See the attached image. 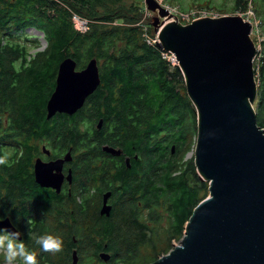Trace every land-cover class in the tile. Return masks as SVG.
I'll return each mask as SVG.
<instances>
[{
    "label": "trees",
    "instance_id": "trees-1",
    "mask_svg": "<svg viewBox=\"0 0 264 264\" xmlns=\"http://www.w3.org/2000/svg\"><path fill=\"white\" fill-rule=\"evenodd\" d=\"M123 1L0 0V87L15 91L13 100L17 109L20 106L16 100L21 99H26V107L37 109L46 102L37 86L41 82V71L37 69L43 67L42 74L54 79L57 64L65 58L76 61L78 68H84L92 58L97 60L102 88L99 94L87 100L86 109L112 112V123L118 125L113 138L123 140L130 155L138 154L139 160L133 166L142 164L143 171L141 182L134 187L129 185V189L139 190L142 198H138L136 192L130 195L131 204L123 211L124 218L112 227L109 242L101 241L97 245L107 244L113 251L111 264H136L131 260L138 255L140 246L156 248L148 236L154 228L148 223L157 221L156 209L161 206L167 215V248H160L161 251L153 252L138 263L146 264L167 254L173 248L172 241L179 242L192 210L208 196V184L197 175L193 160L184 159L195 145L197 119L185 91L183 75L145 35L147 33L138 25L140 19L136 11L122 6ZM233 1L234 12L245 15L253 8L260 18L263 37L253 66L257 83V99L253 106L257 124L264 129V0ZM74 16L86 20L85 32L75 29ZM113 23L117 24L111 25ZM28 29L40 33L46 42V48L35 53L31 61L27 60L30 55L25 46L29 39L25 37L22 43L16 39ZM17 59L28 66L25 72L18 74L24 76L23 83L13 89L12 63ZM52 87L53 84L51 90ZM1 99L4 98L0 96ZM10 106L0 102V110ZM187 133L190 142L179 149ZM7 173L8 169L2 167L1 217L9 210ZM172 180L177 182L171 183ZM139 200L142 206L138 208ZM121 213L117 211V215ZM142 214L144 217L140 218ZM94 228L93 225L85 228L82 223L81 235ZM92 233L103 234L99 230Z\"/></svg>",
    "mask_w": 264,
    "mask_h": 264
},
{
    "label": "water",
    "instance_id": "water-1",
    "mask_svg": "<svg viewBox=\"0 0 264 264\" xmlns=\"http://www.w3.org/2000/svg\"><path fill=\"white\" fill-rule=\"evenodd\" d=\"M145 5L157 13L152 24L156 46L173 55L195 108L193 165L208 184V196L192 210L178 244L150 264H264V129L253 110L252 26L241 16L202 18L183 26L168 21L173 15L154 0ZM76 66L70 57L58 65L48 118L56 112L74 114L99 86L95 58L80 71ZM102 151L121 155L107 146ZM35 172L39 183L47 181L38 165ZM109 196H103L101 215L110 214ZM0 227L18 232L7 218ZM99 259L110 257L102 253ZM72 260L76 264L75 252Z\"/></svg>",
    "mask_w": 264,
    "mask_h": 264
},
{
    "label": "flooded vegetation",
    "instance_id": "flooded-vegetation-1",
    "mask_svg": "<svg viewBox=\"0 0 264 264\" xmlns=\"http://www.w3.org/2000/svg\"><path fill=\"white\" fill-rule=\"evenodd\" d=\"M12 65L11 88L15 89L23 83L24 76L18 74L25 72L28 63L17 59ZM82 69L76 66L75 70ZM37 71H41V82L37 84L40 96L46 98L44 105L37 109L26 107V99L16 100L20 106L17 109L13 100L15 91L0 87V96L4 98L0 102L11 105L0 110V157L7 161L0 165V175L2 167L8 169L10 189L9 210L0 220L10 221L26 248L37 253L38 264H73L74 252L76 264L83 263L84 259L97 264L102 253L110 257L104 263L111 264L113 251L107 244L100 247L97 243L109 242L112 227L124 218L123 211L131 204L130 195L134 192L140 195L139 190L129 189V185L134 187L141 182L142 164L133 166L139 160L138 154L130 155L125 142L113 138L118 125L112 123V112L86 109L87 100L102 88L99 65L100 84L86 99L82 110L72 115L56 112L50 118L46 104L54 91L56 76L54 79L44 76L43 67ZM104 146L120 150L121 155L102 151ZM37 165L47 181L36 180ZM106 193L110 194L106 202L109 216L100 214ZM137 203L138 208L142 206L140 200ZM117 211L122 213L117 215ZM82 223L85 228L95 226L103 234L97 236L92 233L94 229H89L82 236ZM45 234L59 237L63 250L56 254L43 252L36 240Z\"/></svg>",
    "mask_w": 264,
    "mask_h": 264
},
{
    "label": "rangeland",
    "instance_id": "rangeland-1",
    "mask_svg": "<svg viewBox=\"0 0 264 264\" xmlns=\"http://www.w3.org/2000/svg\"><path fill=\"white\" fill-rule=\"evenodd\" d=\"M159 5L168 10L173 17L169 18L168 21H176L180 25H188L193 20L202 18V16L206 15L207 18H219L226 16H241L242 19L249 23L252 26V31L250 33V39L252 40L255 48L260 49V44L262 41L263 33L261 35V27H260V18L256 16L253 8H249L245 15L241 13H236L233 10L234 1L233 0H154ZM122 6L130 8L131 10H135L140 21L138 25L141 26L142 30L147 33L145 34L150 39L157 38V33L154 31L152 26L153 19L157 17V13L151 12L147 10L145 5V0H124ZM83 19V18H82ZM85 20V19H84ZM162 21V20H161ZM252 22V23H251ZM117 23H113L111 25H115ZM264 32V31H262ZM25 37L29 39L27 43H25L27 54L30 55L31 61L32 57L37 52H42L46 48V42L44 41L42 35L40 33L34 32V30H26L24 35L17 36L16 39L19 43L25 41ZM32 43V44H31ZM256 64V59L254 58L253 66ZM190 122V121H189ZM191 126V125H190ZM187 133L184 140H181L179 149H182L187 143L190 142L189 136ZM195 144V143H194ZM194 147V146H193ZM185 160H193V148L189 151L184 157ZM177 180H172L171 183H176ZM156 213L158 215L157 221L149 222L148 225L151 228H154V232L148 234V236L152 239L151 241L155 243L156 248L152 249L148 247V245H142L138 248V255L131 260L133 263H141L148 256H152L153 252H159L161 249L167 248V243L165 242V238L167 237V221H166V212L164 209L159 206L156 209ZM144 214L140 216L143 218ZM178 242L172 241L170 243L171 247L177 245ZM161 248V249H160ZM152 254V255H151ZM152 262V261H151ZM151 262L147 261L146 264H150ZM96 264L95 261H91L88 259H84L81 264ZM0 264H5L4 255L0 253ZM17 264H21L20 261H17ZM97 264H106L101 260L97 261Z\"/></svg>",
    "mask_w": 264,
    "mask_h": 264
},
{
    "label": "clouds",
    "instance_id": "clouds-1",
    "mask_svg": "<svg viewBox=\"0 0 264 264\" xmlns=\"http://www.w3.org/2000/svg\"><path fill=\"white\" fill-rule=\"evenodd\" d=\"M6 163V158L0 157V165ZM36 244L46 253L56 254L63 250L62 240L50 234L39 236ZM0 253L4 255L5 264H17V261L21 264H38L37 253L26 248L20 239V233L2 227H0Z\"/></svg>",
    "mask_w": 264,
    "mask_h": 264
},
{
    "label": "built area",
    "instance_id": "built-area-1",
    "mask_svg": "<svg viewBox=\"0 0 264 264\" xmlns=\"http://www.w3.org/2000/svg\"><path fill=\"white\" fill-rule=\"evenodd\" d=\"M170 13V12H169ZM171 14V13H170ZM202 18H207L206 17V15H204V16H202ZM202 18H198V19H202ZM195 20H197V19H195ZM194 21V20H193ZM73 23H74V26H75V29L77 30V31H79V32H85L86 30H87V22L85 21H80V20H78L77 19V17L76 16H74L73 17ZM76 23H78V24H76ZM152 41V43H157L158 42V39L156 38V40L154 41V39L153 40H151ZM255 46V45H254ZM258 51V49L256 48V52ZM164 52V51H163ZM164 55H165V57L173 64V65H175L176 66V62L174 61V58H173V55L172 54H170V53H166V52H164Z\"/></svg>",
    "mask_w": 264,
    "mask_h": 264
},
{
    "label": "bare ground",
    "instance_id": "bare-ground-1",
    "mask_svg": "<svg viewBox=\"0 0 264 264\" xmlns=\"http://www.w3.org/2000/svg\"><path fill=\"white\" fill-rule=\"evenodd\" d=\"M76 17H77V19L80 20V21H84V22L86 21V20H84V19H82V18H80V17H78V16H76ZM251 23H252V22H251ZM76 24H78V23H76ZM253 110H255V109H254V106H253Z\"/></svg>",
    "mask_w": 264,
    "mask_h": 264
}]
</instances>
